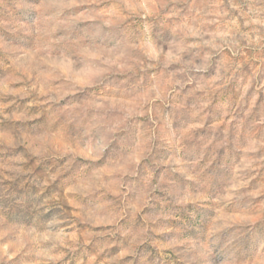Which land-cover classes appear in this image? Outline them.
<instances>
[{
    "label": "rangeland",
    "instance_id": "rangeland-1",
    "mask_svg": "<svg viewBox=\"0 0 264 264\" xmlns=\"http://www.w3.org/2000/svg\"><path fill=\"white\" fill-rule=\"evenodd\" d=\"M0 264H264V0H0Z\"/></svg>",
    "mask_w": 264,
    "mask_h": 264
}]
</instances>
